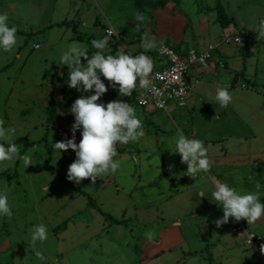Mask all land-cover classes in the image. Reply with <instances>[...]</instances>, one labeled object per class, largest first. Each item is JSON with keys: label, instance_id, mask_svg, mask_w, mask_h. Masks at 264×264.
I'll return each mask as SVG.
<instances>
[{"label": "crops", "instance_id": "crops-1", "mask_svg": "<svg viewBox=\"0 0 264 264\" xmlns=\"http://www.w3.org/2000/svg\"><path fill=\"white\" fill-rule=\"evenodd\" d=\"M22 1L28 4L24 5ZM39 1L41 2L38 3ZM62 1L3 0L0 6L7 8L4 10L9 17V22H12L9 26H12L21 22V18L16 17L19 15L16 12L20 10L15 7L39 5L50 7L55 12L56 9L53 8ZM93 1L97 3V0ZM68 2V5L74 8L77 17L85 15V11L88 10V0L82 4H72L73 0H68ZM210 3L208 0H180L177 6L176 2L170 1L165 8L157 9L153 15L148 11L141 25H138L135 20L127 22L132 26L130 30L132 33L128 35L130 39L121 41L117 39V36L109 38L104 55L115 56L123 49L131 52L132 55L151 52L153 57L150 58L154 66L161 65L164 60L158 54L162 45L170 46L183 53L191 48L205 51L210 45L217 46V49L214 57L207 64L192 70V80H199V82L193 86L184 105H172L168 111L154 113L150 116L147 115L150 111L136 105L132 95L120 96L117 90L111 87L97 101L104 104L115 100L128 103L134 108L137 118L142 121L145 131L144 137L139 141H130L125 146L117 147L118 156L115 159L120 167L115 173L107 172L101 179L98 178L92 190L88 191L76 184L75 186L80 189H74L69 181L63 179L67 175L61 176L55 171L54 180H60L56 176L61 177L71 187L69 196L57 204V208L70 204L73 198L77 200V193L87 197V205L85 202L83 207L76 209L78 211L71 214L74 217L70 220V217L66 218L54 229L55 233L64 232L71 223H81L86 229L94 227L95 236L97 234V236L107 238L113 242L111 245L117 250H123V257L117 252L109 257V248L101 244L97 253L102 258L107 257L108 262L136 264L134 258L140 256L139 264H146L179 248L178 257L175 260L174 257L171 258L166 264H264V251L258 255L254 245L245 243L247 234L254 233L257 242L261 247L264 246V216L256 223L249 225L245 219L236 222L229 217L228 223L217 227L215 221L223 216V212L215 202H211L210 195L215 190V183L223 182L241 194H259L262 196L261 202L264 203V146L253 144L246 147L243 142H240L242 144L239 147L241 155L234 157L230 156L229 147L224 141L218 144V151L214 152L212 144L213 142L219 143L221 137H215L216 139L209 141L199 136L193 118L194 108L189 106L193 90L202 82L209 87V92H216L218 88L233 89L239 85L240 80H244L241 87L248 88V83L251 86L256 85V80L262 76L264 78V40H257L255 33L259 22L264 20V0H216L215 5ZM218 3L235 21V24L222 26L216 21L217 12L214 8ZM60 13L62 14L59 16L60 20L55 22L51 20L43 28H31L29 32H25L16 27V33L27 35L45 33L53 29L54 26L51 25L67 22V24L59 25L62 29L59 31L60 40L86 39L90 42L87 50L91 49L92 39L88 36L83 37L76 31L80 20L76 23L75 17L70 19L66 13ZM102 15L107 18L104 12ZM99 17L97 16L92 24L95 26L102 24ZM82 26H86V23L83 22ZM107 28H113L120 36L122 31L127 29V25L116 28L113 24H109ZM106 29L104 33L99 31V35H96L97 31H93L91 27L88 34L91 35L90 37L98 36L96 40H99L107 35ZM239 32H244L241 45L234 42L221 43L223 37H233ZM146 38L155 41L156 47L146 51L142 46ZM38 41L36 44L42 46ZM218 41H220L219 44H217ZM7 66L0 70H5ZM65 67L66 65H62L60 73L50 74L47 81L40 83L42 90L47 89L55 94L44 103L46 111L52 102L66 99L61 87L55 83L63 76ZM242 72L244 73L241 74ZM252 74L254 78H251ZM101 78L103 80V77ZM104 83L108 85L107 80H104ZM257 90L264 94V88L257 87ZM182 107H186V111L181 110ZM260 110H264V105ZM69 114V110L58 109L56 119L47 127L44 126L47 140L39 141L44 142L49 152L52 148L51 141L58 142L71 138L70 129L74 123V116L68 121ZM47 116L48 112L45 118ZM178 128L182 130L185 137L203 141L208 149L211 165L208 173H199L196 178L184 175L179 180L175 179L172 173L179 174L187 168L186 164L180 162V155L171 153L166 147L175 150ZM80 139V129H77L76 142L79 143ZM17 144L20 145L22 154L33 147V145H27L25 141ZM246 150L254 153L247 154ZM61 152L63 153L61 155L62 167L66 168L65 166L75 160V153L71 149L61 150ZM256 152L259 153L256 154ZM47 160L49 159H45V163ZM241 160H245L247 165H237ZM170 165L172 166L171 171L169 170ZM51 166L54 165L51 164ZM162 172L164 177L160 179ZM85 180L88 182L90 178H85ZM48 188L43 186V192L47 193ZM200 190L205 192L204 197L197 196L196 192ZM88 195L91 196L94 206L88 204ZM103 212L123 223H116ZM86 213H88L87 216ZM81 214L85 216L81 218ZM95 220L96 224H93ZM238 225H242L243 229L235 231ZM2 236H0V258L1 252L10 246L7 235ZM3 244H6L5 248H2ZM185 247L188 248L187 251ZM0 264H2L1 260Z\"/></svg>", "mask_w": 264, "mask_h": 264}, {"label": "rangeland", "instance_id": "rangeland-1", "mask_svg": "<svg viewBox=\"0 0 264 264\" xmlns=\"http://www.w3.org/2000/svg\"><path fill=\"white\" fill-rule=\"evenodd\" d=\"M208 1L209 3L212 1L210 3L212 5L216 3V0ZM2 2L3 0H0V4ZM83 2L85 0H73L71 3L82 4ZM88 2L85 15L78 17L74 8L68 5V0L58 2L53 8L56 9L55 12L50 7L39 5L15 7L20 10L15 12L19 14L16 17H20L21 22L14 25L29 32L31 28L45 27L51 20L54 22L60 20L59 16L62 15L60 12H64L70 19L75 17L76 23L80 20L76 31L83 37L98 39V36L94 35L92 38L88 34L91 27L93 31H97L96 35H99V31L104 33L107 25L113 24L116 28L127 25V29L117 36L118 40L130 39L128 35L132 33L130 32L132 26L127 22H133L138 13L134 0H97L98 4L93 0H88ZM22 3L28 4L24 1ZM4 8L7 9L5 6H0V13L6 12ZM102 12L107 18L102 15ZM97 16H100L99 20L102 22L99 26L92 24ZM83 22L86 26H82ZM11 23L9 22V25ZM60 30H62L60 26H54L45 33L32 35L23 32V34L16 33L18 46L10 52L0 51V69L9 64L5 70H0V121L3 122L5 128L15 129L12 142L19 137H25L28 141H36V144L23 154L20 145L17 144L20 155L30 154L34 164H30L26 169L22 160L0 164V169H3L0 171V193L7 195L13 213L11 218L0 217V236L6 234L10 242V246L1 252L0 260L2 264H121L108 262L107 257L102 258L98 255L101 244L109 248V257L116 252L122 257L124 254L122 249L117 250L111 245L112 241L97 236V234L95 236L94 227L86 229L81 223H71L62 233L54 231L66 218L72 219L74 216L71 214L78 211L76 209L83 207L85 202L87 205V197L77 193V200L73 198L70 204L63 208L56 207L69 196L71 187L67 181L54 180L55 171L65 176L69 165L63 168L61 162L63 153L61 152L59 157V153L54 152L53 148L49 152L44 142L39 141L45 135L42 120L48 111L44 110V103L55 96L47 89L42 90L40 83L47 81L50 74L61 72L62 65L58 63L68 45L77 43L89 48L88 43H90L89 40L82 38L61 41ZM37 40L42 45L39 49L35 48ZM219 43L220 41L217 42ZM123 50L127 53L125 49ZM143 54H147L149 58L153 57L151 52H143ZM251 78H254L253 74ZM256 82V85L251 86L248 83V88H242L244 80H240L239 85L229 89L232 100L226 108L220 107L215 101L216 92H209L210 89L205 82L193 90L189 106L194 108L193 118L199 136L209 141L216 139L215 137H221L219 143L213 142L212 144L214 152L218 151V144L224 141L229 147L230 156L234 157L241 155L239 147L242 144L240 142H243L246 147L253 144L264 146V110H260L264 105V94L257 90V87L264 88L263 76ZM181 110L186 111V107H182ZM163 111H150L147 115L153 116L154 113ZM245 153L253 154L254 152L246 150ZM45 159H49V164L54 166L49 167ZM246 163L245 160H241L237 165H247ZM76 185L91 191L94 184L84 179ZM43 186L49 187L47 193L43 192ZM84 216L81 214V218ZM41 223L47 227L48 238L42 244L37 242L33 245L30 240L31 230ZM93 224H96V220ZM5 246L6 244H3L2 248ZM185 250L187 251L188 248L185 247ZM37 251L42 253L43 260L37 258ZM179 253L180 250L177 248L172 253L164 254L146 264H166L173 257L175 260ZM134 259L135 263L139 264L140 256H135Z\"/></svg>", "mask_w": 264, "mask_h": 264}, {"label": "clouds", "instance_id": "clouds-1", "mask_svg": "<svg viewBox=\"0 0 264 264\" xmlns=\"http://www.w3.org/2000/svg\"><path fill=\"white\" fill-rule=\"evenodd\" d=\"M144 16L137 13L135 21L139 25ZM16 26H9L7 13H0V51L10 52L18 46ZM257 40H264V20H261L255 30ZM111 31L102 39L92 40L91 45L97 51L91 55L86 46L72 43L67 46L60 56L59 65H66L69 69L67 86L81 92L75 99L69 111L74 116L71 125V138L58 142L51 141L54 152L61 155V150H73L75 160L67 169V179L80 184L85 178L95 184L107 172L115 173L120 167L116 161L117 147L125 146L130 141H139L145 135L142 121L137 118L134 108L121 100L104 103L97 101L111 87L120 96H131L137 87L151 90V73L153 61L146 54L132 55L122 50L117 55H104ZM239 42V41H238ZM150 50L156 47V42L145 39L142 45ZM82 58L86 63H82ZM206 56L200 58L203 64ZM103 77V80L102 78ZM107 80L108 85L104 83ZM84 95L83 93H89ZM220 107H227L232 95L226 88H218L214 97ZM212 102L211 100H207ZM80 129L81 139L76 142V131ZM15 135L14 128H5L0 121V164L23 161L26 169L34 164L30 154L20 155L18 146L12 142ZM171 153L180 155V162L186 164V170L179 174L172 173L179 180L187 175L196 178L199 173L210 171L208 149L200 139L185 137L181 129H177L175 150L166 146ZM172 166H169L171 171ZM3 171V169H0ZM215 190L210 193L211 202H215L222 209L223 216L215 221L217 227L229 222V217L238 222L245 219L254 224L264 216V203L257 193L241 194L235 188L223 182H216ZM198 197H204L203 190L197 191ZM13 215L7 195L0 193V217L11 218ZM48 238V230L44 224L35 225L31 230L30 240L33 245L43 243ZM264 251V246H262ZM38 259L43 260L41 252L37 251Z\"/></svg>", "mask_w": 264, "mask_h": 264}, {"label": "built area", "instance_id": "built-area-1", "mask_svg": "<svg viewBox=\"0 0 264 264\" xmlns=\"http://www.w3.org/2000/svg\"><path fill=\"white\" fill-rule=\"evenodd\" d=\"M109 31L112 33L111 36H118L113 28H107L106 34ZM243 34L244 32H239L233 37H223L221 43L230 44L234 42L241 44ZM39 46V44H36L35 47L39 48ZM216 49L217 46L210 45L205 51L191 48L183 53L170 46L162 45L158 54L164 60L161 65L153 67L150 76L151 90L137 87L132 92V98L136 105L147 111H168L172 105H184L190 96L193 86L199 82V80H192V70L207 64L214 57ZM202 56H206L203 64L200 63ZM242 229L243 226L238 225L234 230L239 231ZM245 243L254 245L257 254H261L262 247L257 242V237L254 233L247 234Z\"/></svg>", "mask_w": 264, "mask_h": 264}, {"label": "trees", "instance_id": "trees-1", "mask_svg": "<svg viewBox=\"0 0 264 264\" xmlns=\"http://www.w3.org/2000/svg\"><path fill=\"white\" fill-rule=\"evenodd\" d=\"M170 1H174L177 3V6L179 4V1L180 0H134L135 2V6L136 8L139 10V13L142 14L143 16L146 15V13L149 11V13L151 15L154 14V12L157 10V9H162V8H165L166 5L170 2ZM217 12V19L216 21L218 23H220L222 26H225V25H230V24H235V21L233 19H231V17H229L226 12L224 11V9L222 8V6L220 5V3H218L216 5V7L214 8ZM64 23H67V22H64ZM64 23L62 24H53L51 26H59V25H63ZM154 23V22H153ZM139 25H141L139 23ZM50 26V27H51ZM140 36V35H139ZM139 39V38H138ZM97 51V49H94L92 46H91V49L88 50L89 52V55L95 53ZM85 62L82 58V63ZM68 72H69V69L68 67L66 66L65 69H64V74L62 77L58 78L56 80V85H59L61 87V89L63 90V92L65 93L66 95V99L65 100H61V101H54L50 104V107L48 109V116L43 120V126L47 127L50 123H52L55 119H56V116H57V110H61V111H68L72 105V103L75 101V99L79 98L81 94H79L75 89L73 88H69L67 86V76H68ZM244 72H242L241 74H243ZM73 115L70 113L69 116L67 117L68 121L69 119L72 117ZM47 140V134L42 138V141H46ZM22 141H25L27 143V145H34L36 144V142H28L25 138L23 137H20L18 138L17 140H15L13 143L17 144L19 142H22ZM46 164L51 167V165L49 164V160H47ZM57 178H60L62 179L61 177H58L56 176ZM164 177V173L162 172L161 176H160V179H162ZM67 181H69L66 178H63ZM62 179V180H63ZM70 185L76 189V190H79L80 188L75 186V183L73 181H69ZM83 192V191H82ZM85 193V192H83ZM88 204L90 206H94L93 204V201H92V198L91 196L88 195ZM100 209V208H99ZM103 214L105 216H107L108 218H112L110 215L106 214L103 212ZM113 221H115L116 223H123L122 221H117V220H114L112 218Z\"/></svg>", "mask_w": 264, "mask_h": 264}, {"label": "bare ground", "instance_id": "bare-ground-1", "mask_svg": "<svg viewBox=\"0 0 264 264\" xmlns=\"http://www.w3.org/2000/svg\"><path fill=\"white\" fill-rule=\"evenodd\" d=\"M243 37H244V36H243ZM243 37H242V43H243ZM242 43H241V44H242Z\"/></svg>", "mask_w": 264, "mask_h": 264}]
</instances>
